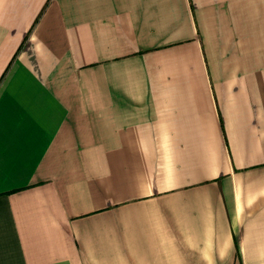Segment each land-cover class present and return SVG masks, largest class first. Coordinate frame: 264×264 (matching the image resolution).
<instances>
[{
  "label": "crops",
  "instance_id": "obj_1",
  "mask_svg": "<svg viewBox=\"0 0 264 264\" xmlns=\"http://www.w3.org/2000/svg\"><path fill=\"white\" fill-rule=\"evenodd\" d=\"M0 264H264V0H0Z\"/></svg>",
  "mask_w": 264,
  "mask_h": 264
}]
</instances>
